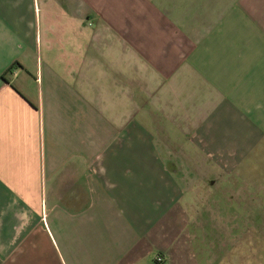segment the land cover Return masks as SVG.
Wrapping results in <instances>:
<instances>
[{
  "label": "crops",
  "instance_id": "crops-1",
  "mask_svg": "<svg viewBox=\"0 0 264 264\" xmlns=\"http://www.w3.org/2000/svg\"><path fill=\"white\" fill-rule=\"evenodd\" d=\"M204 193H264V0H0V264L185 262Z\"/></svg>",
  "mask_w": 264,
  "mask_h": 264
},
{
  "label": "rangeland",
  "instance_id": "rangeland-1",
  "mask_svg": "<svg viewBox=\"0 0 264 264\" xmlns=\"http://www.w3.org/2000/svg\"><path fill=\"white\" fill-rule=\"evenodd\" d=\"M203 195L205 206L222 211L218 214L223 217L222 226H217V235L210 224L199 234L191 224V255L175 264H264V193ZM60 264L72 263L66 260Z\"/></svg>",
  "mask_w": 264,
  "mask_h": 264
},
{
  "label": "built area",
  "instance_id": "built-area-1",
  "mask_svg": "<svg viewBox=\"0 0 264 264\" xmlns=\"http://www.w3.org/2000/svg\"><path fill=\"white\" fill-rule=\"evenodd\" d=\"M156 261H157V262H161V258H157Z\"/></svg>",
  "mask_w": 264,
  "mask_h": 264
}]
</instances>
